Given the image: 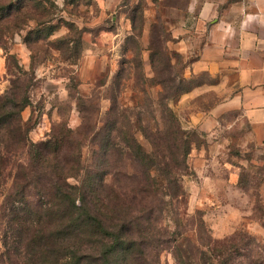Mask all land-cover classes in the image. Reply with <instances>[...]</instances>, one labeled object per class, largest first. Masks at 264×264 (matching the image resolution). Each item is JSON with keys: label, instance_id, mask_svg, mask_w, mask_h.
<instances>
[{"label": "trees", "instance_id": "obj_1", "mask_svg": "<svg viewBox=\"0 0 264 264\" xmlns=\"http://www.w3.org/2000/svg\"><path fill=\"white\" fill-rule=\"evenodd\" d=\"M23 6V0L0 3V19ZM139 10L102 128L101 108L78 91L72 96V79L69 98L76 97L81 125L73 129L59 115L40 142L31 140L23 118L31 105L27 85L15 80L0 92V264L13 256L16 264H159L166 249L176 264H264V256L236 263L238 253L248 258L240 251L243 239L213 238L200 213L178 206L188 196L182 178L197 132L183 127L171 103L193 89L184 87L193 78L184 76L186 66L178 69L182 56L168 48L171 36L160 21L150 30L154 76L147 75L140 48L146 20L138 32L135 26ZM132 73L136 81L128 85ZM87 144L94 147L91 164L84 159Z\"/></svg>", "mask_w": 264, "mask_h": 264}, {"label": "rangeland", "instance_id": "obj_2", "mask_svg": "<svg viewBox=\"0 0 264 264\" xmlns=\"http://www.w3.org/2000/svg\"><path fill=\"white\" fill-rule=\"evenodd\" d=\"M154 3V0H122L119 7L105 10L100 0H23L19 14L13 10L0 19V92L9 90L15 80L27 85L31 105L23 111V118L32 141L46 139L59 122V115L73 129L81 125L76 97L69 98L71 91L67 84L71 79L77 84V88H72V96H77L78 91L85 99H95L101 108L99 126L103 127L110 107L109 88L120 68L129 36V21L133 29L131 18L139 6V18L135 21L138 32ZM117 33L120 35H113ZM63 37L67 40H61ZM140 48L144 49L142 40ZM142 55L145 72L154 76L149 53L143 51ZM87 56L96 60L89 65ZM183 66L187 67V63L182 57L178 69ZM183 74L187 79L193 78L184 87L193 89L179 96L171 106L180 115L183 127L195 130L197 136L188 158L187 174L182 178L188 196L178 206L190 215L200 213L213 238L234 237L237 242L243 239L240 251L248 258L238 253L236 263L257 261L264 256V153L248 139L250 134L244 131V125L240 130H228L230 118L225 117L223 128L214 133L194 128L193 115L212 109L219 97L211 90L190 97L196 87L214 81L206 75H187L186 68ZM102 81L107 84L100 86ZM135 81L136 75L132 73L127 84ZM158 89H152L154 97ZM93 148L87 144L84 149L86 164L93 160ZM4 227L0 225V254L4 252ZM188 235L193 240L197 236L195 231ZM8 262L17 263L14 256ZM159 264H176L170 249L162 252Z\"/></svg>", "mask_w": 264, "mask_h": 264}, {"label": "crops", "instance_id": "obj_3", "mask_svg": "<svg viewBox=\"0 0 264 264\" xmlns=\"http://www.w3.org/2000/svg\"><path fill=\"white\" fill-rule=\"evenodd\" d=\"M122 0H100L114 9ZM143 32L148 52L150 30L160 21L171 36L167 46L187 63V75L207 74L214 81L190 93L214 91L219 97L208 111H197L191 125L207 134L245 126L264 153V0H154ZM152 5V4H150ZM128 34L132 31L129 21ZM114 36H119L117 33ZM96 57L87 56L90 65ZM189 95V94H188Z\"/></svg>", "mask_w": 264, "mask_h": 264}]
</instances>
